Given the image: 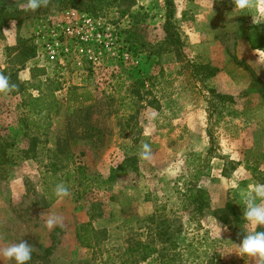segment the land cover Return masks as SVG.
Segmentation results:
<instances>
[{"label": "rangeland", "instance_id": "1", "mask_svg": "<svg viewBox=\"0 0 264 264\" xmlns=\"http://www.w3.org/2000/svg\"><path fill=\"white\" fill-rule=\"evenodd\" d=\"M111 1L96 14L31 15L2 32L0 73L15 87L0 93V249L24 239L40 258L50 249L47 259L29 264L96 263L101 255L81 248L75 230L88 222L85 204L98 202L102 216L93 227L103 232L104 250L125 248L129 234L146 242L152 218V227L167 228L178 244L156 243L176 253L172 264H259L232 252L243 232L257 230L242 218L241 193L264 183V50L244 39L251 26H264L253 23L264 20V0H249L244 11L234 10L233 0H175L174 47L164 41V0H134L126 15ZM25 4L0 0L10 10ZM21 40L36 49L24 65L16 61ZM34 66L46 76L31 81ZM41 81L60 88L61 109L44 130L41 115L23 107L29 97L41 98ZM71 88L78 91L68 100ZM82 90L90 102L76 98ZM57 142L62 170L80 166L84 180L71 178L70 195L45 207L63 183L61 174L45 173ZM144 143L151 161L139 157ZM194 188L204 200H189ZM228 203L240 222L215 217ZM51 214L63 223L48 230Z\"/></svg>", "mask_w": 264, "mask_h": 264}, {"label": "trees", "instance_id": "2", "mask_svg": "<svg viewBox=\"0 0 264 264\" xmlns=\"http://www.w3.org/2000/svg\"><path fill=\"white\" fill-rule=\"evenodd\" d=\"M107 0H47L41 8L37 11L32 12L28 11L25 8L22 9H13L10 10L6 7H0V39L2 38V32L4 28L10 22H19L21 19L29 18L31 15H38L41 13L49 12L53 9L58 10H75L79 12H87L96 14L99 10L102 9L103 3ZM175 0H164V5L166 8L165 22L163 25V31L165 34V43L170 46H178L180 40L177 36L176 30L173 26L172 18L175 13ZM112 5L118 11L122 12L123 15L128 14L131 11V8L134 6V0H112ZM244 39L249 44V47L252 50H264V26H251L248 29V32L244 36ZM36 55V49L34 46L29 44L27 40H21L16 49V61L20 65L26 64L28 61H31ZM196 71L207 72L208 75H213L215 69L203 66L201 64L192 65ZM46 76L45 70L43 68L32 67L30 68V80L34 81ZM47 85L43 84L41 81V87L43 86L46 90L43 93L41 91V98H32L29 97L26 100V104L23 105L24 111L28 114L41 115V130L49 128L51 123L48 118L52 115H56L60 109V103L55 96L60 88L58 84L51 83V81L46 82ZM21 87V85H20ZM50 87V89L48 88ZM77 88H71L67 94L69 99L75 98L77 93ZM81 98L82 102L88 103L92 100L87 91L82 90L76 98ZM218 98L223 99V97L218 96ZM41 104V109H38ZM69 110V108L67 109ZM59 142L56 143V149L54 151L48 152L49 160L45 165V173L50 175L51 178H57V175L61 174L63 176L62 182L69 188V191L73 189V186L69 184V181L72 179L73 182L77 181L79 184L84 180V168L80 166H72L70 170H62L58 164V159L60 158ZM4 157V155L2 154ZM64 156V155H63ZM5 159V158H4ZM51 159V160H50ZM54 188L52 189V195L45 197V207L54 203L57 198L54 196ZM189 193V200L196 201L197 199L204 200L203 191L199 189L187 190ZM85 209L88 215V222L76 227L75 230V239L77 244L84 249L93 251L101 255L100 260L93 264H140L147 260H154L157 264H172L175 261L176 253H172L168 248H157L156 243H168L174 246L178 245L175 240L171 238V233L169 234L168 229H158V226L152 227V224H155V221L151 218L149 226H147L148 236L147 241L143 242L140 239H137V235L129 234L126 238V246L122 249H116V251L104 250V245L99 235L103 232L96 230L93 227L94 220L102 216L101 205L98 202H88L85 204ZM215 217L224 223H238L240 222V216H238L237 211L234 207L228 203L223 209H219L215 212ZM126 222V219L124 220ZM123 222V223H124ZM136 224V223H135ZM123 227L131 233L135 230V226H130L125 224ZM257 230H264L260 228ZM106 238V237H105ZM103 238V239H105ZM103 249V250H102ZM50 255V249H46L41 258L38 255L32 254V260L41 259V262L48 258Z\"/></svg>", "mask_w": 264, "mask_h": 264}, {"label": "clouds", "instance_id": "3", "mask_svg": "<svg viewBox=\"0 0 264 264\" xmlns=\"http://www.w3.org/2000/svg\"><path fill=\"white\" fill-rule=\"evenodd\" d=\"M45 3V0H26L25 9L35 12ZM234 10L244 11L249 7V0H233ZM253 23L264 24V20L257 17ZM260 59V58H259ZM258 59V60H259ZM264 62L261 63V65ZM15 85L10 84L9 78L0 73V93L11 91ZM139 157L144 161L153 159L151 146L148 143L142 145ZM70 195L69 188L64 183H58L54 188V196L58 200H63ZM241 203L243 209L242 218L247 225L255 226L257 229L264 228V183L257 182L250 186V190L241 193ZM63 223V218L58 214H51L46 220V228ZM243 232V231H242ZM221 233V232H220ZM236 246L235 253L238 257L259 261L264 264V230L243 232V239ZM34 246L26 240L0 249V264L4 261H11L12 264H29L32 259Z\"/></svg>", "mask_w": 264, "mask_h": 264}, {"label": "built area", "instance_id": "4", "mask_svg": "<svg viewBox=\"0 0 264 264\" xmlns=\"http://www.w3.org/2000/svg\"><path fill=\"white\" fill-rule=\"evenodd\" d=\"M51 55H55L54 51H51Z\"/></svg>", "mask_w": 264, "mask_h": 264}]
</instances>
